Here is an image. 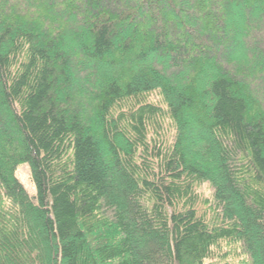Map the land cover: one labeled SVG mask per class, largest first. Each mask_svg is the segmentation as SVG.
<instances>
[{"label":"trees","instance_id":"16d2710c","mask_svg":"<svg viewBox=\"0 0 264 264\" xmlns=\"http://www.w3.org/2000/svg\"><path fill=\"white\" fill-rule=\"evenodd\" d=\"M225 240L264 264V0H0V264H205Z\"/></svg>","mask_w":264,"mask_h":264},{"label":"rangeland","instance_id":"374dc122","mask_svg":"<svg viewBox=\"0 0 264 264\" xmlns=\"http://www.w3.org/2000/svg\"><path fill=\"white\" fill-rule=\"evenodd\" d=\"M242 46L247 48L248 51H254V47L250 46V41H243ZM238 53H242L239 50ZM220 61L223 63L226 61V54L221 53L219 55ZM164 68H161L166 75L169 77L177 76L179 77L178 81L182 80L183 71L179 68H171L170 63H165L159 61ZM16 177L23 184L28 194L34 198L36 196L37 190L36 186L32 179V172L29 163H22L18 165L16 169ZM197 191L199 194L204 197L212 198L213 197V187L209 183H203L198 188ZM205 264H251L249 255L245 252L243 245L240 242L233 241H221L215 248L211 258L205 261Z\"/></svg>","mask_w":264,"mask_h":264}]
</instances>
